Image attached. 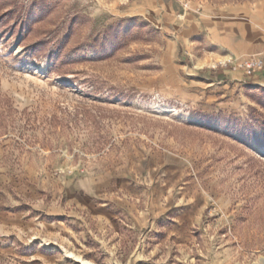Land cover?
I'll return each instance as SVG.
<instances>
[{
	"label": "rangeland",
	"instance_id": "rangeland-1",
	"mask_svg": "<svg viewBox=\"0 0 264 264\" xmlns=\"http://www.w3.org/2000/svg\"><path fill=\"white\" fill-rule=\"evenodd\" d=\"M258 59L264 0H0V264H264Z\"/></svg>",
	"mask_w": 264,
	"mask_h": 264
},
{
	"label": "crops",
	"instance_id": "crops-1",
	"mask_svg": "<svg viewBox=\"0 0 264 264\" xmlns=\"http://www.w3.org/2000/svg\"><path fill=\"white\" fill-rule=\"evenodd\" d=\"M82 201L86 204L89 205L92 208H96L98 207L97 213L98 214H104V211L109 212L108 209H110L111 205V201L107 202V203H102L101 201L97 200L96 198H94L92 195L86 194V195H82ZM79 199V198H78ZM115 202V201H114ZM100 211V212H99Z\"/></svg>",
	"mask_w": 264,
	"mask_h": 264
},
{
	"label": "trees",
	"instance_id": "trees-1",
	"mask_svg": "<svg viewBox=\"0 0 264 264\" xmlns=\"http://www.w3.org/2000/svg\"><path fill=\"white\" fill-rule=\"evenodd\" d=\"M27 36H28V26L25 24L23 26V37H24V39H26ZM43 45H44V43L42 41H39V43L33 45L32 47H33L34 51H37V50L41 49ZM38 56H40V55H38Z\"/></svg>",
	"mask_w": 264,
	"mask_h": 264
},
{
	"label": "built area",
	"instance_id": "built-area-1",
	"mask_svg": "<svg viewBox=\"0 0 264 264\" xmlns=\"http://www.w3.org/2000/svg\"><path fill=\"white\" fill-rule=\"evenodd\" d=\"M247 66L249 69H251V68L261 69L264 66V63H263L262 59H258V60L251 62V63H248Z\"/></svg>",
	"mask_w": 264,
	"mask_h": 264
},
{
	"label": "bare ground",
	"instance_id": "bare-ground-1",
	"mask_svg": "<svg viewBox=\"0 0 264 264\" xmlns=\"http://www.w3.org/2000/svg\"><path fill=\"white\" fill-rule=\"evenodd\" d=\"M72 256H74L76 259L78 260H81L84 264H93L92 262L88 261V260H85V259H82L80 256L76 255V254H73V253H70Z\"/></svg>",
	"mask_w": 264,
	"mask_h": 264
}]
</instances>
